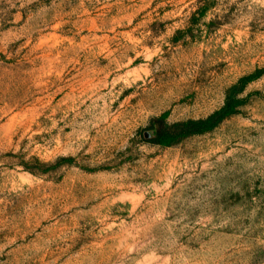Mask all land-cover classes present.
Returning a JSON list of instances; mask_svg holds the SVG:
<instances>
[{"label":"rangeland","instance_id":"1","mask_svg":"<svg viewBox=\"0 0 264 264\" xmlns=\"http://www.w3.org/2000/svg\"><path fill=\"white\" fill-rule=\"evenodd\" d=\"M0 264H264V0H0Z\"/></svg>","mask_w":264,"mask_h":264},{"label":"trees","instance_id":"2","mask_svg":"<svg viewBox=\"0 0 264 264\" xmlns=\"http://www.w3.org/2000/svg\"><path fill=\"white\" fill-rule=\"evenodd\" d=\"M260 74L261 72L259 71L242 78L239 83L230 90L224 106L208 117L173 124L166 123L155 137L149 139V142L162 146H169L182 138L212 131L224 120L237 113V109L244 103L243 99L240 97L241 92L247 84L256 80Z\"/></svg>","mask_w":264,"mask_h":264},{"label":"water","instance_id":"3","mask_svg":"<svg viewBox=\"0 0 264 264\" xmlns=\"http://www.w3.org/2000/svg\"><path fill=\"white\" fill-rule=\"evenodd\" d=\"M152 136H153V134L150 133V132L145 134V137H146L147 139H150Z\"/></svg>","mask_w":264,"mask_h":264}]
</instances>
